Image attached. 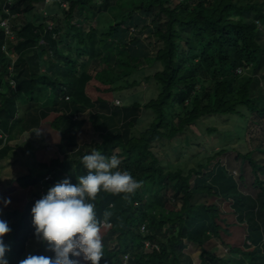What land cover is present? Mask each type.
I'll return each instance as SVG.
<instances>
[{
  "label": "trees",
  "instance_id": "obj_1",
  "mask_svg": "<svg viewBox=\"0 0 264 264\" xmlns=\"http://www.w3.org/2000/svg\"><path fill=\"white\" fill-rule=\"evenodd\" d=\"M96 14L111 18L108 31L87 24ZM6 17L19 39L4 50L9 38L0 26V131L38 129L53 145L36 152L52 175L47 189L63 161L74 163L77 177L86 175L81 157L93 149L116 155L118 168L142 181L132 194L99 192L92 201L104 246L101 264H123L126 254L128 264H192L184 241L203 248L215 239L228 252L204 250L202 264H264V148L238 153L252 168L257 197L243 193L219 161L211 168L208 159L186 172L167 170L153 149L204 118L264 117L254 83L264 69V0H0V21ZM140 21L146 22L142 36L121 38ZM30 49L36 50L23 55ZM143 80L154 87L150 99L113 104ZM87 109L102 135L93 149L76 142L85 124L78 116ZM142 115L148 124L136 130ZM39 179L20 177L0 197L11 200L0 203L1 219L12 210L20 214L3 237L8 264H19L35 237L30 209L39 198L24 200L18 187ZM106 219L110 226H101ZM145 241L159 249L145 253ZM31 254L53 255L45 243Z\"/></svg>",
  "mask_w": 264,
  "mask_h": 264
},
{
  "label": "rangeland",
  "instance_id": "obj_2",
  "mask_svg": "<svg viewBox=\"0 0 264 264\" xmlns=\"http://www.w3.org/2000/svg\"><path fill=\"white\" fill-rule=\"evenodd\" d=\"M32 13H34V11L25 14L23 18L25 20L30 19L35 15ZM87 18H90L87 24L89 26H94L99 33L108 31L109 27L113 24V21L107 14H96L93 17L88 16ZM148 19L149 18H147L146 22ZM146 22L140 21L137 26L130 25L127 32L121 33V38L127 41L136 34L142 36V29ZM18 39L17 36H14L13 40L8 41V47ZM134 46H136V44H134ZM41 47L42 46H40V48ZM36 49L39 50V48ZM36 49L27 50L23 52V55H32L33 51ZM135 78L141 79L142 75L131 77L128 80L132 82ZM254 79L255 97L264 106V69L260 70L254 76ZM120 83L126 87L123 81ZM41 89L42 92L45 93V87ZM153 89V85H149L144 81L140 83L138 87L124 90L122 91V96L118 98L121 102L120 105L135 101L145 103L151 98ZM2 90L6 91L4 88H2ZM115 111L116 110H114V112ZM89 114L90 111L87 109L78 116V119L85 120V124L77 133L76 142L80 146L84 145L86 148L91 147V149H93L102 142V135L92 126ZM146 124H148L147 119L142 115L141 122L136 125V130H140ZM214 128H216V130H214ZM23 138L24 137L21 136L18 140ZM48 146L49 149L53 147L52 144ZM256 147L264 148V117L252 112L246 114L245 117L230 115L227 117L215 116L201 119L188 127L183 134L178 135L172 141L156 143L153 149L159 158L160 164L167 170L181 169L186 172L192 167L204 164L208 159H210L208 167L211 168L212 164L219 161L226 166L229 172L234 176L238 182L239 189L243 193L257 197L258 195L260 196L261 190L254 185L252 168L247 161L242 160L238 155L239 152L243 153ZM56 168H58L60 172L61 179L67 176L71 183L75 184L77 182L76 178L78 177L76 176V169L72 161L68 160L63 166L56 165ZM203 171H205V169H203ZM262 179H264V176ZM101 192L104 193V191ZM169 194L170 193H168V195ZM7 222L10 227L12 220ZM162 240H164V238ZM39 242L40 241L36 239L33 240L32 243H29L28 248L34 250L35 248L33 247L38 245ZM184 242L185 247L183 253L191 258L192 264H202L204 258L202 257L204 256L202 252L204 250L218 256H223L228 252V250L216 239L203 248L187 240ZM26 256L27 255H25V257Z\"/></svg>",
  "mask_w": 264,
  "mask_h": 264
},
{
  "label": "clouds",
  "instance_id": "obj_3",
  "mask_svg": "<svg viewBox=\"0 0 264 264\" xmlns=\"http://www.w3.org/2000/svg\"><path fill=\"white\" fill-rule=\"evenodd\" d=\"M81 163L88 170L86 175L76 178L75 184L67 176L54 183L30 209L34 236L53 255L29 254L19 264H80L76 258L101 264L104 246L92 201L101 191L132 194L142 181L129 171L120 170L121 160L116 155L106 156L96 149L84 154ZM10 202V198H0L3 206ZM110 215L104 213L105 218ZM10 231L8 222L0 219V264H8L5 253L9 245L3 237Z\"/></svg>",
  "mask_w": 264,
  "mask_h": 264
},
{
  "label": "crops",
  "instance_id": "obj_4",
  "mask_svg": "<svg viewBox=\"0 0 264 264\" xmlns=\"http://www.w3.org/2000/svg\"><path fill=\"white\" fill-rule=\"evenodd\" d=\"M6 45L8 48V43ZM21 105L22 104L20 102V106ZM22 107L23 105L21 106V108ZM5 134H6V139L0 138L2 139V143L0 144V197L3 194H5L7 191L11 190L14 181L20 177H24V176L34 177L39 175L40 176L39 181H40L42 177L45 176L46 174L49 173L51 175V173L48 172V168L40 166V164L36 160V152L43 149H49L48 145H50V143H48L45 140V136L42 132H40L38 129L23 131L18 126H14L11 129H9V131L5 132ZM21 136H23L24 138L18 140V138H20ZM6 148L8 149L6 150ZM65 162L68 161L66 160L56 165L63 166ZM58 176L59 178L57 182L60 181L61 179L59 170H58ZM39 181L36 183V185H32L27 188L18 187L19 191L25 192L26 196H24V200L26 201L30 200V198L33 196H35V198L37 197L41 198V195L39 193ZM44 191L46 193L47 187H45ZM13 192L16 193L17 190L14 189ZM7 195L11 197L13 194H7ZM12 211L5 213L3 215L5 217L2 219L6 221L12 220V222L15 221L20 216V214H17L19 212L13 213ZM35 239L38 240L36 237H31L27 241L26 250L23 254L24 256L31 254L40 245L41 242H39L38 245L33 247L35 248L34 250H30L28 248L29 243H32V241Z\"/></svg>",
  "mask_w": 264,
  "mask_h": 264
},
{
  "label": "built area",
  "instance_id": "obj_5",
  "mask_svg": "<svg viewBox=\"0 0 264 264\" xmlns=\"http://www.w3.org/2000/svg\"><path fill=\"white\" fill-rule=\"evenodd\" d=\"M49 0H46V2H48ZM64 5V4H63ZM9 14V13H8ZM10 15V14H9ZM12 16V15H10ZM0 26L3 28L4 32H5V35L7 38H9V40H13L14 36H15V33L14 31H12L11 29V26H10V23H9V18L6 17V18H3L1 21H0ZM50 27V26H49ZM43 41H41L42 43ZM3 49L4 50H7V45L5 44L3 46ZM238 72H241L240 70H238ZM12 85H14L13 82H11ZM113 104L114 105H120L121 102L119 99H115L113 100ZM0 138H3V139H6V134L3 133L2 131H0ZM52 179V176L48 173L46 174L45 176L42 177V179L39 181V193L41 196H43L45 194V183ZM101 226H110V222H105L104 220L101 221ZM141 232H145L146 231V227L145 225H142L141 228H140ZM144 252L145 253H149L151 252L152 248H155V249H159L158 245L156 244H153V243H150L149 241H145L144 242ZM147 251V252H146ZM130 255L129 254H126L124 259H123V264H128V261L130 259Z\"/></svg>",
  "mask_w": 264,
  "mask_h": 264
}]
</instances>
